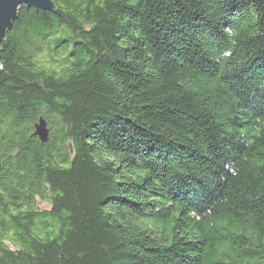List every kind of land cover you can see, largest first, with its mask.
Here are the masks:
<instances>
[{"label":"trees","instance_id":"obj_1","mask_svg":"<svg viewBox=\"0 0 264 264\" xmlns=\"http://www.w3.org/2000/svg\"><path fill=\"white\" fill-rule=\"evenodd\" d=\"M52 1L0 44V264H264V0Z\"/></svg>","mask_w":264,"mask_h":264},{"label":"water","instance_id":"obj_2","mask_svg":"<svg viewBox=\"0 0 264 264\" xmlns=\"http://www.w3.org/2000/svg\"><path fill=\"white\" fill-rule=\"evenodd\" d=\"M22 7H34L44 12H56V5L52 0H0V44L5 40L8 31L12 28L13 22L18 18L19 10ZM2 60L0 55V69ZM34 136L41 142L49 138V129L46 120L40 117L34 125Z\"/></svg>","mask_w":264,"mask_h":264},{"label":"rangeland","instance_id":"obj_3","mask_svg":"<svg viewBox=\"0 0 264 264\" xmlns=\"http://www.w3.org/2000/svg\"><path fill=\"white\" fill-rule=\"evenodd\" d=\"M39 205L41 206V207H46V204H44V203H39Z\"/></svg>","mask_w":264,"mask_h":264}]
</instances>
